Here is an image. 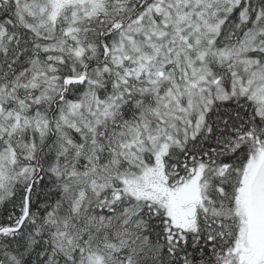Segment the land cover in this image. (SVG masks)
Returning <instances> with one entry per match:
<instances>
[{
    "label": "snow or ice",
    "instance_id": "6c2138e0",
    "mask_svg": "<svg viewBox=\"0 0 264 264\" xmlns=\"http://www.w3.org/2000/svg\"><path fill=\"white\" fill-rule=\"evenodd\" d=\"M0 264H264V0H0Z\"/></svg>",
    "mask_w": 264,
    "mask_h": 264
}]
</instances>
